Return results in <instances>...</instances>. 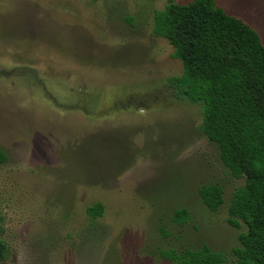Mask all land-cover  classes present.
<instances>
[{"label": "rangeland", "instance_id": "obj_1", "mask_svg": "<svg viewBox=\"0 0 264 264\" xmlns=\"http://www.w3.org/2000/svg\"><path fill=\"white\" fill-rule=\"evenodd\" d=\"M215 1L264 33V0ZM166 3L0 0V264H171L159 249L203 244L236 264L246 225L227 205L243 178L200 131L201 106L168 85L182 64L152 32Z\"/></svg>", "mask_w": 264, "mask_h": 264}, {"label": "trees", "instance_id": "obj_2", "mask_svg": "<svg viewBox=\"0 0 264 264\" xmlns=\"http://www.w3.org/2000/svg\"><path fill=\"white\" fill-rule=\"evenodd\" d=\"M152 32L167 39L182 64V72L167 79L173 96L201 106L200 131L217 146L230 174L243 178L227 205L228 222L246 225L232 248L235 262L264 264V44L253 27L215 0H167L153 11ZM6 160L0 147V164ZM198 192L210 210L223 201L217 183L202 184ZM86 211L100 215L103 205L96 202ZM188 218L186 208L173 212L176 222ZM1 232L0 223V262L8 254ZM157 254L171 264H228L224 253L207 244Z\"/></svg>", "mask_w": 264, "mask_h": 264}, {"label": "crops", "instance_id": "obj_3", "mask_svg": "<svg viewBox=\"0 0 264 264\" xmlns=\"http://www.w3.org/2000/svg\"><path fill=\"white\" fill-rule=\"evenodd\" d=\"M222 7H223V6H222ZM223 8H224V7H223ZM229 14H233V13H229ZM233 15H236V16L242 18L245 22H247V20H246L245 18H243L241 15H237V14H233ZM247 23H248L250 26H252L250 22H247ZM252 27H253V26H252ZM254 29H255V27H254ZM256 29H257V28H256ZM256 29H255V30H256ZM257 30H258V29H257ZM257 30H256V31H257ZM258 31H259L260 35H261L262 37H264V33H263V32H260V30H258ZM259 33H258V34H259ZM260 35H259V36H260ZM261 36H260V38H261ZM261 40H262V38H261ZM262 42H263V40H262ZM263 44H264V43H263Z\"/></svg>", "mask_w": 264, "mask_h": 264}]
</instances>
